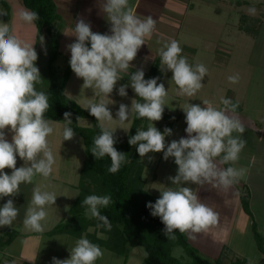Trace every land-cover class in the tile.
I'll list each match as a JSON object with an SVG mask.
<instances>
[{"label": "clouds", "instance_id": "clouds-1", "mask_svg": "<svg viewBox=\"0 0 264 264\" xmlns=\"http://www.w3.org/2000/svg\"><path fill=\"white\" fill-rule=\"evenodd\" d=\"M102 10L110 24V34L93 32L91 24L81 18L75 22L72 35L76 37L75 42L67 45L71 53L70 67L78 78L83 79L82 88H91L96 96L102 97L86 108L97 119L100 129V133L93 138L91 153L96 160L109 156L111 166L107 170L117 173L122 165L128 163V157L114 147L117 128L113 129L110 125L116 121L121 126L119 128L128 130L123 126L133 114L150 121L147 129L143 126L138 128L137 134L131 136L128 143L137 146L140 158L151 160L149 153L160 152H163L165 161L173 157L178 170L176 176L168 178L177 187L159 190L161 196L155 203L148 202L147 207L151 215L159 217L165 225L163 234L168 240L177 238L176 230L194 240L195 234L217 226L220 217L219 213L201 202L195 190L181 185L207 184L227 190L243 176V169L221 167L238 161L246 144L241 138L244 126L230 115L239 103L222 97L223 107L219 109L208 100L203 101L206 107L190 103L182 106L186 114L187 138L181 137L168 143L166 137L171 136L173 130L165 127L161 132L154 124L163 118L168 90L164 83L158 84L159 77L145 79L143 69H138L130 74L129 84L139 99H133L130 108L121 103L116 113L118 119H113L104 97L108 98L113 93L117 82L124 78L123 74L133 67L131 62L156 31L157 21L152 16H138L131 0H105ZM249 12L254 15L255 7H251ZM7 14L0 10V16ZM19 17L28 24L40 19L39 13L27 9L21 10ZM43 40L41 36L40 42L43 43ZM182 51L177 40L165 42L159 49L161 70L166 67L173 73L171 81L178 86L179 95L193 97L204 87L202 80L208 75V69L203 64H190ZM37 60L34 45L19 39L9 23L0 22V199L15 197L20 193L21 185L31 184L38 175L49 178L54 172L56 158L48 139L55 131L54 121L46 118L51 107L48 95L37 90V85L44 83L36 66ZM228 80L238 83L239 76H229ZM129 84L119 87L120 96L128 95L126 89ZM71 116V112L64 113L63 141L72 140L75 136ZM77 120L79 122L81 117ZM8 133H11L10 141ZM17 157L24 161L23 166L17 167ZM5 169H11V174ZM56 200L54 192L34 188L24 226L33 232L43 233L46 206L55 205ZM111 203L110 195H88L81 207L86 209L88 218L100 222L97 227L111 231L108 217L100 211ZM18 214L19 209L13 199H8L0 207V227H11ZM69 251L70 258L61 260L53 257L52 264H95L104 255L98 244L83 237Z\"/></svg>", "mask_w": 264, "mask_h": 264}, {"label": "rangeland", "instance_id": "rangeland-1", "mask_svg": "<svg viewBox=\"0 0 264 264\" xmlns=\"http://www.w3.org/2000/svg\"><path fill=\"white\" fill-rule=\"evenodd\" d=\"M248 1L249 2L243 3L242 5L238 2H235V0L226 2L222 1L219 2V4L200 1L197 4L198 7H195L194 11L188 12L182 27L177 30V41L183 50L182 54L184 53L185 57L188 59V62L192 65L203 64L208 69V75L202 80L204 87L195 96L190 97V99L194 101L188 100V102H185L183 98L184 96H182V98L178 97L177 95L172 97L179 89L175 82L171 81L173 73L170 70H166L165 68V71L168 74H164L165 79L163 78L161 83H164L166 90H170V88H172V94H170L168 91V96L166 98L167 103L162 120L154 122L158 130L163 132L165 127L170 128L167 123L169 118L167 119V116H165L167 113L170 114L168 106L172 108L177 106V108H179L178 105L181 101L180 99L185 102V105L190 103L199 104L203 107H206L203 105L204 100H208L212 106H214L213 101L220 100L221 95L226 94V91L217 88L224 80L227 79V77H225L223 74L224 72L220 71L221 68H224L222 64L223 62L220 59H222V55H230L231 53V61L234 60L233 62L236 63L239 68L251 69V73L248 74L249 76L244 70L236 72V74H241L243 76L240 78H244V84L247 86L248 92L246 110L248 111V114L255 117L261 116L264 118V0ZM251 7H255L256 9L254 15L250 14L249 12ZM15 8L16 10H19V7H14V9ZM0 22H3L2 16H0ZM250 27L258 29L259 31L257 32L252 29L247 31L246 29H249ZM16 32L19 38L23 37V40L25 39L27 41L26 43L33 44L38 53L36 66L40 69L44 83L43 85H37V90L44 91L48 86L47 62L49 48L45 41L38 45H36L35 39V42H30V40L33 38L31 35V29H28L27 34H25L19 27H16ZM240 54L245 55L244 60L237 59ZM68 63L69 57H67L65 54L58 57L56 66L60 77L63 76L64 70ZM151 76L152 77L145 73V79L157 77L156 75ZM124 82H126L125 79L117 82L115 88L117 92L114 93L115 96H113L112 93L109 95V100H107L109 104L110 102L113 103V107H109L108 105L110 111L112 112L113 119H118L116 113L121 103L129 106L130 108L133 99L137 97L130 84L126 89L128 93L126 97H122L118 94V89L120 86L124 85ZM83 83V79L78 78L74 74L70 84L66 87V94L72 98L78 97L80 102L77 99L76 101L82 106L86 107L90 103L99 102L102 97L96 96L91 88H88L86 91H84L82 88ZM104 99L106 98L104 97ZM179 109L183 110L181 107ZM173 114H175L174 119L176 117L178 118L177 111H174ZM134 117L135 115L133 114L130 120L123 126L128 130L119 128L121 126L116 121L112 122L110 127L113 129L117 128L115 133L126 137L130 132ZM53 121V127L55 131L48 138L56 158V164L54 165L52 178L60 181L67 180L69 182V186L72 188L70 184L72 180V170L69 168V165L71 163H75V150H77V153H83V158L85 159V144L83 138L74 131V138L64 142V150L67 151L66 149H69L68 152H66L67 154H62L59 152L57 154L56 149H59L57 144L59 143V138L63 137L61 134L63 133L65 122L57 120ZM78 123L86 127L92 126V121L90 118H83ZM149 123L150 121H148L144 126L145 130L147 129ZM179 128H181V125L176 123L170 139L168 141L166 139L168 143H171L172 140H179L177 136L179 134ZM80 140H82V143ZM148 156L152 157V159L149 160L147 157L142 158L145 166L143 172L145 189L149 190V192L152 194L161 196L159 190H165L168 187H177L172 185L171 181L168 179L170 176L174 177L177 175L178 165L175 164L174 158L170 157L167 161H165L163 158V152L149 153ZM18 159L19 157L17 160ZM18 163H20L19 167L24 165V161L22 159L18 160ZM58 166L61 169H59ZM225 166L227 168L229 164H225ZM7 173L11 174L10 171ZM36 178L37 177H35L34 180ZM33 184L34 183L32 182L31 184L21 185L20 193L15 197H10L13 199L14 204L19 209V214L16 220L21 219L25 207L29 206L30 200L28 201L29 197L27 196L32 195L31 192L33 189ZM59 186L68 189L65 190L67 192H64L61 188L57 189L59 190V193H55L57 196L56 204L46 206L47 218L42 222L46 231L44 230V232L40 233V236L36 238L31 236L22 238L20 236L21 234H19V236L16 237L14 241L6 247V249H0V264H19V260H17L16 257L21 253V251L23 252L24 249H27V254L32 252L31 256L33 258L41 262L43 260H48L49 264H52L53 257L61 260L70 258L69 250L75 246L76 241L79 238L65 233L51 235L47 233V231L55 227L64 217L68 218L70 216V204L72 202V197L68 192L71 191V188L64 185L62 182ZM181 186L191 187L193 190H195L201 202L203 198H206L207 205L217 213L223 210L224 205L214 201L213 194L206 195L205 188H203V186L190 183H185ZM213 192L215 194L219 193L221 192V189H214ZM242 192H245V188L242 189ZM258 194L260 196L259 191H255L254 195ZM25 199H27L26 204H24ZM255 199L256 201L254 203V211L261 224V230H259L264 237V199L262 201V199L257 196H255ZM7 200L8 198L4 197V200L0 202V207H2L3 204L7 202ZM231 205L232 204H230L231 209L229 211H231L232 214L229 221L225 219L224 216L228 217L230 215L225 214L224 216H219V224L223 222L226 226L224 227L225 229L222 228V231L224 232L222 241L217 237H212L210 234L206 235L207 237H205V235L195 234L196 239L194 240L189 238L187 235L190 243L196 247L202 255L212 259L217 264H229L237 258H246L248 262L247 264H250V261L251 264H264V252L260 250L252 230V226L250 225L251 217L246 214L245 210L242 208V205H237L234 209H232V206L234 205ZM11 227L18 229L20 232H29L26 230L27 228L25 226L21 229L20 221H14ZM90 230L93 232L96 231L98 235H102L104 237L106 236L105 233L100 231V227H91ZM208 237L210 238L208 239ZM216 238L218 240H216ZM209 240L214 241V243L217 244H214L213 247L211 246L209 248L206 245ZM34 243H36V247L33 246ZM223 246H225L224 250H219ZM100 247L103 250L104 255L103 258L98 259L95 264H144V257L146 255L144 246H128L127 252L125 254L117 253L116 251L105 246ZM173 253L182 260L191 259V257L184 251L182 246L175 247ZM25 264L31 263L25 262Z\"/></svg>", "mask_w": 264, "mask_h": 264}, {"label": "trees", "instance_id": "trees-1", "mask_svg": "<svg viewBox=\"0 0 264 264\" xmlns=\"http://www.w3.org/2000/svg\"><path fill=\"white\" fill-rule=\"evenodd\" d=\"M238 3H247L239 0ZM24 6L31 11L39 13L40 19L34 21L36 26V45L40 44V37L44 38L49 48L47 73L48 86L44 92L49 97L51 107L46 113V118L64 121V113L71 112L73 130L78 133L84 141L86 157L80 173L78 184L79 194L70 208V216L61 220L55 227L47 231L48 234H69L77 238H87L91 242L100 246H105L120 254L127 252L128 246H144L146 255L144 264H217L212 259L202 255L194 247L187 236L175 231L176 239L168 240L163 234L165 225L159 217L151 215V210L147 207L148 202L155 203L160 197L145 189L143 179L144 163L136 151L137 146L128 143L131 136L137 134V129L147 124L146 118L134 117L130 132L126 137L114 133L117 143L114 147L127 154L128 163L121 166L120 170L112 174L108 172L111 166V159L105 156L96 160L91 153L93 138L100 133L97 119L90 115L86 106H82L74 98L66 94V86L72 75L70 63L67 64L62 77L57 72L56 61L61 55L60 40L62 28L57 24L61 20L55 0H23ZM0 10L8 14L2 16V21L11 26L12 8L6 0H0ZM12 28V26H11ZM259 31L250 27V30ZM256 33V32H254ZM90 47V46H89ZM70 61V60H69ZM160 56L156 58L151 69L147 73L150 77H159L161 83L165 72L160 68ZM135 72V71H133ZM130 77V76H129ZM129 77L126 82L129 83ZM136 99H139L136 97ZM143 102V101H140ZM235 103L234 101H232ZM241 106L236 109L239 111ZM135 115V114H134ZM168 126L174 121V116L166 114ZM77 117L90 118L92 126L86 127L78 123ZM146 122V123H145ZM88 195H110L112 203L101 208V214L108 217L112 228L111 231L100 227V231L106 236L98 235L96 231H91V227H96L99 221L95 218H88L85 215V208L81 207L83 199ZM241 202L247 214L253 217L252 230L257 240L258 246L264 252V237L259 231L257 221L251 209L250 192L246 189L242 192ZM19 234L16 228L0 230V249L10 245ZM177 246H182L184 251L191 257L190 260H182L173 251ZM246 258H237L229 264H247Z\"/></svg>", "mask_w": 264, "mask_h": 264}, {"label": "crops", "instance_id": "crops-1", "mask_svg": "<svg viewBox=\"0 0 264 264\" xmlns=\"http://www.w3.org/2000/svg\"><path fill=\"white\" fill-rule=\"evenodd\" d=\"M6 1L10 4L12 8L11 26H12L13 33L18 37L17 32H16V27H19L22 30V32H24L25 34H27L28 29H31L32 30L31 35L33 36V38L30 40V42H33L34 39L36 41L37 29H36L34 22L32 24H28L24 22L23 20H21L19 17V12L21 10L26 9L23 4V0H6ZM200 1L201 2L206 1V3H212V4L214 3L219 4V2H222V1L226 2L230 0H131L132 4L135 6L136 14L138 16H140L141 18L152 16L157 21V24H156V31L154 32L152 37L147 40L146 42L147 44L143 45L140 48L137 54V58L131 62L133 67L128 70L127 74H123L124 75L123 79L128 78L133 71H136L138 69H143V71L146 74L147 72H149L156 58L159 57V49L163 47V44L165 42H168L172 39L177 40V37H178L177 30L182 27V24L185 21V18L187 17L188 12L194 11L195 7H198L197 4ZM237 1L239 0H235V2ZM244 1L249 2L248 0H244ZM55 2L57 4L58 11L61 14V20H59L57 23L62 28L60 49L63 52V54L61 52V55L65 54L67 57H69V60L71 57V53L68 50L67 45L75 42L76 40V37L72 35H74L75 22H78L79 19L82 18L86 22H89L91 24L93 32H99L101 34H110V31H109L110 24L108 20L106 19V15L104 14L102 10V4L105 2V0H55ZM242 4L243 3H241V5ZM14 7H19V10H16V8L14 9ZM19 39H21L24 42H27L25 39L23 40V37ZM231 54L222 55V59H220L222 60L223 62L222 64L224 66V68H221L220 71L224 72L223 74L225 77H227V79L224 80L222 84L218 86L217 88L223 91H226L227 95L226 94L221 95V98L223 97L226 99H230L234 101L235 103L238 102L241 106V109L239 111L230 113V115L238 119L241 122V124L244 126L245 132L242 134L241 138L246 141V144L239 155L238 161H236L235 163L230 162L228 164L231 167H235L237 169H243V176L239 179L238 183L234 184L227 190L223 188H219V190L221 189V192L216 193L217 195L213 192V190L218 189V188L213 187L211 185H207V184L204 185L203 188H205L206 195L213 194L214 195L213 200L217 201L219 204L224 205L223 210H221V212L219 211L218 212L220 213L219 216H224L225 214L230 215L228 217L224 216V218L227 219L228 221L230 220V217L232 214L231 211H229L231 209L230 204L234 205V206L231 205L232 209H234L237 205L241 206L242 205V202H241L242 189L243 188H245V190L247 189L250 192V196H251V209H252L254 218L257 221L258 228L261 230V224L258 220V217H256L255 215L254 203L256 201L255 196L260 197L262 201L264 199V190H263L264 189V118H262L261 116L255 117V116H251L250 114H248V111L246 110L248 90H247V86H245L244 84L245 83L244 78L243 79L240 78L242 75L241 74L238 75L240 79L239 84L229 82L228 77L237 75L236 72L238 71L244 70L245 73H247V75L251 73L250 68L249 69L239 68V66L233 62L234 60L231 61V57H230ZM182 55L185 56L184 53ZM237 59L244 60L245 55L240 54ZM160 68H161V64H160ZM164 72L166 73L165 69H164ZM74 74L75 73L72 72V75L67 85L70 84L71 80L74 77ZM167 74L168 73H166V75ZM124 84H129V83L124 82ZM171 89L172 88H170V90L168 89L170 94H172ZM84 91H86V89H84ZM116 92L117 91L114 89L113 96H115L114 93ZM175 95L182 98V96L179 95V90H177L172 97H175ZM73 98L79 101L78 97H73ZM105 98L106 100H109L110 97L108 98L105 97ZM183 98L185 102H188V100H192L190 99V97L186 95ZM221 98L218 101L217 100L213 101L214 107L218 109L223 107V105L221 104ZM180 100L181 101L179 102V105H178L179 108L185 105V102L182 101V99ZM112 104L113 103L110 102L109 107H113ZM179 108H177V106L173 108L168 106V110L171 115L175 116V114H173L174 111L178 112V115H177L178 118L177 117L175 118L177 120L174 119L175 121L172 122L170 128L173 130L176 123L180 124L181 128H179V134L177 135L178 139H180L181 137L187 138V133L185 131L187 127L186 114L184 113L183 110H180ZM233 135L239 136L241 134L234 133ZM8 139L9 141L11 140V133H8ZM166 139L168 141L170 139V136L166 137ZM58 141L59 143L57 144V147L59 149H56L57 154L58 152L62 154H67L66 152H68L69 149H66L67 151L64 150L65 141H63V137H60ZM80 142L82 143V140H80ZM74 152H75V156H74L75 163H71L69 165V168L72 170V180L70 184L73 190L69 186L68 184L69 182L67 180L60 181L57 179H53L52 176L49 178H44L39 175L36 176L37 178L33 181L34 183L33 189L38 187L42 192L48 191V192L59 193V190L57 189L61 188L63 189L64 192H67L65 190H67L68 188L65 189V187L59 186L60 183L62 182L64 185L71 188V191L68 193L72 197V202L70 204L72 206L73 202L76 200V197L79 194L78 184L80 180L81 169L83 167L84 160H85L83 158V153L81 154L77 153V150H75ZM18 160H21V159L19 158ZM18 160H17V167H19V164H20L18 163ZM217 161L219 162V158H217ZM221 167L226 168L225 164L221 165ZM58 168L61 169L59 166ZM8 171L11 172L12 170L5 169V172H8ZM257 190L259 191L260 196L259 194L254 195L255 191ZM27 197H29L28 201L29 200L31 201L32 195L27 196ZM7 198L11 199L10 197H7ZM3 200L4 198L0 199V202ZM26 200L27 199L24 200V204H26L27 202ZM202 203L207 205L206 198L202 199ZM27 208L28 206L25 207V210L23 211L21 219L15 220V221H20L21 229L22 227H24L23 221L25 218V213H26ZM250 217H251L250 225L252 226L253 217L252 216ZM66 218L67 217H64L63 219H66ZM224 227H226L225 223L222 222L218 224L217 226L210 228L207 232H202L199 234L205 235V237H207L206 235L210 234L212 237L213 236L217 237L219 240L221 239L222 241L223 240L222 237H224V232L222 231V228L225 229ZM7 228L8 227L0 228V230L7 229ZM10 228H13V227H10ZM26 230H28L29 232L28 233L20 232L18 230L22 238H27L28 236L36 238L40 236V233L33 232L29 230L28 228ZM19 234L17 235V237L19 236ZM210 237H208V239ZM217 238L216 240H218ZM214 244L216 245L217 243H214V241L209 240V242L206 245L207 247L210 248L211 246L213 247ZM35 245L36 243L33 244V246ZM224 247L225 246L221 247V249L219 250L223 251ZM4 249H6V247ZM31 255H32V252L27 254V249H24L23 252L21 251V253L16 257V259L19 260V264H25V262H29L31 264H49L48 260H43L41 262L33 258Z\"/></svg>", "mask_w": 264, "mask_h": 264}]
</instances>
